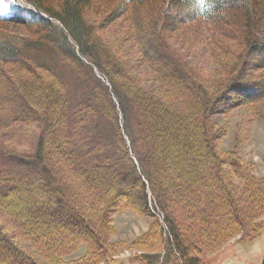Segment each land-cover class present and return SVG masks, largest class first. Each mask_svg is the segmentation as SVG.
<instances>
[{"label":"trees","instance_id":"16d2710c","mask_svg":"<svg viewBox=\"0 0 264 264\" xmlns=\"http://www.w3.org/2000/svg\"><path fill=\"white\" fill-rule=\"evenodd\" d=\"M24 1L30 4V8L18 5L11 9L8 18L0 17V22L41 31L36 38L30 39L12 37L0 31V101L9 104L15 100L17 103L8 112V125L39 117L36 114L41 102L44 118L49 123L44 119L37 122L39 146L33 154L15 152L0 143V199L20 191L29 194L28 204L33 197V205L27 207L26 216L30 224L37 221L40 227L30 230L29 226L22 224L25 231L31 233L30 247L35 244V249L41 248L49 264H99L109 259L107 252L112 246L106 244L107 240L101 243V234L108 214L114 211L113 206L118 205L119 190L127 188L128 201L139 212L151 213L149 199L159 210H164L163 219L172 237L166 263L171 264L174 253H177L179 256L175 258L181 264H201L200 258L193 257L190 252L207 246L205 233L216 231L213 240L220 242L228 229L245 224L237 206L239 202L226 190L220 195L216 190L214 192L215 183L211 178L219 180L224 173L222 162L213 150L212 136L208 138L211 130L204 127L203 120L217 95L235 91L248 100L264 95V78L245 75L250 59L256 61L255 64L263 63L255 68L264 67L262 0H119L106 14L110 19H104L109 23L121 17L131 21L130 29L120 41L133 39L143 53L153 52L151 58L147 54L143 58L153 68L150 79L162 83L159 88L146 86L140 81L135 66L121 56L117 42L100 33L105 25L89 19L88 9L94 0ZM168 7L171 10L177 8V19L170 15ZM43 15L57 20L66 30L78 48V55L68 44L67 34L58 32ZM179 19L207 22L213 27L209 42L221 52H214L218 54L214 55L226 62L221 63L212 75H201L198 61L201 59L206 65L201 55L183 53L171 45L170 33ZM46 50L54 58H42L40 52ZM258 53L261 58H254ZM8 65L14 72L10 71L6 77L3 73L7 72ZM68 80L72 87L67 89ZM4 82L9 83L7 90ZM208 82L210 87L205 91L210 98L208 95L200 97L199 89ZM84 83L87 87L83 92ZM45 85L50 92H46ZM168 88H172V94ZM57 109L59 126H56L54 116ZM87 111L89 123L84 122L88 115L83 112ZM123 117L129 129V146L120 122ZM79 119L83 123V133H89L87 138H81L85 144L82 156L77 155L76 141L67 143L64 134L62 142L56 139L62 135L60 127L77 123ZM50 124H55L56 129L49 130ZM179 128L185 136L184 149L172 156L171 165L165 168L161 162L164 140L169 133L173 137V130ZM199 128L200 140L203 139L206 147L202 154L196 137H187L186 134ZM54 150L68 164L73 163L75 171L86 182H96L102 187L105 183L118 192L109 206L103 207L98 220L84 224L82 218L87 219L85 210L69 199L63 202L61 196H65L69 186L58 178L62 169L52 159ZM206 158L209 159L208 168L203 172L205 175L198 176L201 182L196 185L194 171L201 169L200 163L206 165ZM84 198L82 196L81 200ZM246 202L251 208L255 201L246 198ZM85 203L83 205H88L87 200ZM225 203L231 206L230 211H222ZM182 213L189 220H181ZM217 226L224 230L221 236L217 235ZM54 231L58 232L57 235L50 238ZM83 237H86L83 242H90L93 246L88 257L66 262L65 254L77 246L73 244L75 241L69 242L70 239L77 242ZM0 264L40 263L22 254L7 239L0 238Z\"/></svg>","mask_w":264,"mask_h":264},{"label":"rangeland","instance_id":"374dc122","mask_svg":"<svg viewBox=\"0 0 264 264\" xmlns=\"http://www.w3.org/2000/svg\"><path fill=\"white\" fill-rule=\"evenodd\" d=\"M118 3L119 0H94L92 6L88 9L89 19L97 20L102 25H105V27L100 29V33L109 40L117 42L121 56L125 57L129 63H132V67L135 66L134 70L137 72H135L137 77L139 74L140 81H143L146 86L159 88L162 83H157L150 79V75L154 74L153 68L150 62H147V60L143 58L146 54L151 58L153 52L148 50L146 54L143 53L140 46H138L133 39L125 42L123 41V43L121 42L123 34L130 29L131 21L126 17H121L111 23L104 19L107 16L106 14L111 11V8L115 7ZM18 5L30 8V4L26 3L24 0H0V17L8 18L12 13L11 9L17 8ZM260 7L264 10V0H262ZM167 9L170 15L173 14L176 16V19L178 18L177 8L171 10V8L168 7ZM43 16L55 25L58 32H63L65 35L67 34V42L77 54L78 48L76 44L68 37V33L61 27L58 21L49 18L47 15ZM106 19L109 20L110 17L108 16ZM212 28L213 27L207 22H188L181 19L174 25V31L170 33V42L175 49L183 53H187L188 51L192 54L201 55V57L205 59L206 65L201 59L198 61L202 63H199L200 73L204 77L212 75L216 69L218 70L221 67V63L226 62L223 59L221 60L220 56L217 57L214 55H218L221 52L218 47H215L213 44L211 45L209 42L211 35H213L211 34ZM0 31L8 33L12 37L30 39L36 38L41 30L30 26H18L12 23L0 22ZM233 45V47H235V43H233ZM145 47L146 46H144V48ZM40 54L42 58L45 57L47 59L48 57V60L54 58V55L47 50L40 52ZM258 54H255L254 58L260 59L262 55ZM142 59L144 60L143 63L138 62ZM247 63L245 75L247 74V76H251V78H264V67L255 68V66H261L263 63L259 62V64H255L256 61H252V59ZM6 68L7 72L3 73V75L7 77L10 71H14L11 70L12 66L10 65ZM94 71L98 74H96L97 76H100L96 70ZM43 79L47 80V78ZM44 83L46 84V82ZM8 84L9 83L4 82V89L6 88L7 90ZM67 84V89L72 87L69 80ZM86 87L87 84L84 83L82 87V90L84 89L83 92L86 91ZM209 87V82L207 85H203L199 91L197 90L198 95L200 97L208 95L205 88L209 89ZM172 91V88L169 89L170 94H172ZM46 92H50L47 90V87ZM234 92L227 95H217L214 101H212L210 111L205 115L203 123L208 131L211 130L208 132V138L212 136L213 150L215 155H217L222 162L221 169L224 173L221 175V178H218L221 182L217 179L215 180L213 177L211 178L215 183L214 192L216 190V193L218 192L220 195L222 192L224 194L226 190L225 192L229 193L234 200L239 202L237 206L241 217L245 219V224L233 226L232 229L225 230L226 232L222 236L221 234L224 230L217 226V235L221 236L220 242L213 240V233H216V231L205 233V240L208 242L207 246L200 250L193 249L190 252L193 257L200 258L201 264H260L264 253V95H260L254 100H248L246 96ZM15 104H17L15 100H12L9 104L6 101H0V143L15 152L33 154L37 151L39 146L36 135L37 122L39 119L45 120L43 102H41L39 106L40 111L36 114H39V117L36 119L34 117L27 122H14L12 123L14 126L12 124L8 125V112L11 106ZM88 113V111L83 112L86 116ZM54 116L56 117V126H59V123H57V120H59V109L55 111ZM85 119L84 122L89 123V115ZM120 122L123 133L127 135L125 139L127 146H129V129L126 124L127 122L124 117L121 118ZM82 125L83 123H81V119H79L77 123H71L60 127L62 133L61 137L57 138L54 135L56 139H60L61 142L63 134L65 135L67 143L74 144V141H76L74 147L77 149L78 156H82V149L85 147L82 141L83 139L81 138L85 139L89 134L88 132L83 133ZM53 126L55 127V124H50L48 129L55 130L56 128ZM200 130L199 128L193 133L188 131L186 134H188L187 137H196L199 142V151H201L199 153L202 154L205 152L206 147L203 139L202 141L200 140ZM182 131L181 128L173 130L172 133L174 136L171 137L169 133L164 140V145L166 147L164 146V149L161 151V162L165 168H169L171 165V157L175 156L177 153H181L184 149L185 136ZM51 155L52 159L59 165V168L62 169L58 178L61 179L63 184L69 186L65 194L67 198L61 196L63 202L65 203L67 199H69L74 205L85 210L84 216H87V219L82 218L85 221H83L84 224H87L88 221L98 220L103 207H108L109 202H111L110 200H112V198L114 199L118 192H114V187L105 186V183L102 187L96 182H86L85 179L83 180V177L75 171L73 163L68 164L65 158L59 157L55 150ZM130 156L133 157L132 152ZM205 162L206 165L200 163L201 169L194 171L196 177L195 181L197 182L196 185H199L201 182L198 176L207 170L209 159L206 158ZM203 175H205V173ZM128 190L127 188L119 190V197H116L118 205L115 206V208L113 206L112 210L114 211H111L112 213H109L107 216V222L101 234V236L103 235V237H101L103 239L100 241L103 243L107 240L106 244L112 247L110 248L111 250L107 252V256L110 258L101 261L99 264H167V251L170 249L168 243L171 241L172 237L170 236V229L163 219L164 210H159L155 206L153 200L151 201V199H149L148 205L151 209H149L151 213L145 215L142 211L139 212L130 201H128L126 195ZM220 190L221 192H219ZM43 191L44 190H42L41 193H43ZM28 195L27 192L20 191L13 194L11 197L8 196L6 199H10L9 202L5 198L0 199V238L7 239L14 244L22 254L30 256L40 264H49L47 262L48 258H45L41 248L35 249V244L30 247L29 237H31V233H27L25 227H22V224L29 226L30 230L31 228L40 227V223L37 221H31L30 224V220H28L26 216L27 207L30 204L33 205V197L29 199L28 204ZM82 196L85 197L83 200H81ZM246 198H253L255 201L251 208L248 207ZM86 200L88 201V205H85ZM82 202L85 204L83 205ZM230 207L225 203L222 205V211H230ZM184 211L187 210L184 209ZM182 214L181 216L184 217L181 218L179 216V218H181V220L184 219L183 221L185 222L188 216L184 213ZM218 216L221 217L222 214H218ZM246 222H248V224H246ZM57 233L56 231L51 233L52 235L50 234V238L55 237ZM85 238L86 237H83L81 240H78L79 242L70 239L69 242L73 243L75 241L73 244H77V246L65 254L63 258L66 262L82 260L90 254L93 246H91L90 242H83ZM37 241L38 243L42 242L40 240ZM174 256L178 258L179 254L177 255V253H174ZM175 257H173V262H171V264H181V261Z\"/></svg>","mask_w":264,"mask_h":264},{"label":"water","instance_id":"95a60500","mask_svg":"<svg viewBox=\"0 0 264 264\" xmlns=\"http://www.w3.org/2000/svg\"><path fill=\"white\" fill-rule=\"evenodd\" d=\"M260 264H264V253H263L262 260H261Z\"/></svg>","mask_w":264,"mask_h":264}]
</instances>
